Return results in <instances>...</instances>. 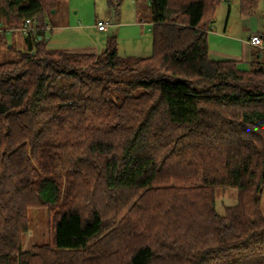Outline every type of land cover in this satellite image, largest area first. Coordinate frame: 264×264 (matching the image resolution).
I'll list each match as a JSON object with an SVG mask.
<instances>
[{"label": "trees", "instance_id": "trees-1", "mask_svg": "<svg viewBox=\"0 0 264 264\" xmlns=\"http://www.w3.org/2000/svg\"><path fill=\"white\" fill-rule=\"evenodd\" d=\"M60 1L0 0V38L43 28L0 61V264H264V50L209 57L232 1L149 0L152 52L134 58L115 37L49 49ZM218 187L237 190L223 213ZM34 207L51 238L28 250Z\"/></svg>", "mask_w": 264, "mask_h": 264}, {"label": "rangeland", "instance_id": "rangeland-1", "mask_svg": "<svg viewBox=\"0 0 264 264\" xmlns=\"http://www.w3.org/2000/svg\"><path fill=\"white\" fill-rule=\"evenodd\" d=\"M116 1L112 0L111 4L110 0H61L57 7L52 9L45 18L47 23L50 24V30H52V33L49 32V35L52 36V38L50 36V44L54 45L57 42L58 45H62L66 41V34L59 33L62 31L60 29L57 30V28L63 23L70 22L73 27H80L83 33L80 32L81 30L75 29L74 34L67 36L68 43L80 41L79 44H86V38L91 36L100 44V39L102 40L104 36L108 39L115 37L119 53L122 56L134 58L150 54L153 48V32H151L152 13L149 0H121L120 5ZM231 1V16L227 24V35L224 27L229 6L225 1L217 9L214 29L226 37L228 35H235L238 38L247 37L249 29H243L244 17L238 11L239 1ZM255 8L256 17L264 25V0H257ZM100 18L112 19L121 25L119 27L114 25V27L112 26L108 30H102L101 32L96 27V23ZM137 20L139 21L138 25L136 23ZM54 25H57V27L52 29ZM4 36L0 38V61L16 60L20 56L21 51L26 49L25 35L21 31L15 30V32H5ZM211 44L212 46H224L217 41ZM105 46L102 45L101 50L105 49ZM259 49L264 50L263 48ZM216 200L217 211L223 213L227 206L237 202L236 188L218 187ZM262 211L264 212V192L262 195ZM50 215L44 207H34L30 210L32 226L25 235L23 248L30 250L35 243L50 241L49 226L52 222Z\"/></svg>", "mask_w": 264, "mask_h": 264}, {"label": "crops", "instance_id": "crops-1", "mask_svg": "<svg viewBox=\"0 0 264 264\" xmlns=\"http://www.w3.org/2000/svg\"><path fill=\"white\" fill-rule=\"evenodd\" d=\"M231 14V8L228 9V13H227V21H226V24H225V27H224V31H225V34L227 35V24L229 22V18H230V15ZM243 19V29H249V34H247V37H242V38H238L236 37L235 35L233 36H230L228 35V37L224 36V35H221V33L217 30L214 29V26L213 28L211 29L210 33H209V44H210V47H209V57L214 60H228V59H235V60H238L240 61L242 64L245 63H249L252 58H253V54L259 50V46H253L249 40L251 38V36L253 34H256V33H262L264 31V25L261 23V21L256 17V14L255 15H249V16H244ZM100 19H103V18H100ZM100 21V20H99ZM98 21V22H99ZM97 22V23H98ZM96 23V25H97ZM137 25L139 23V21L137 20ZM61 24V23H60ZM114 25H117V27H119V25H121L119 22H115ZM54 27H57V25H54L52 27V29ZM97 27V26H96ZM60 29L62 32H59L61 34H66L65 36V42L61 45H58V43L56 42L54 45L53 44H50V41H48V48L49 49H53V50H65V51H81V52H86V51H91V52H101V46L103 45H107L108 43V38H106L104 36V38L101 40L100 39V44L96 42V40H94L91 36H89V38H86V44H79L80 41H77V42H72V43H68V38L67 36L69 34H74V31L75 29H80V27H73L70 22L69 23H63L61 25L58 26L57 30ZM98 29V28H97ZM98 31H101L102 30H99ZM49 32L52 33V30L50 31H47L46 32V35H48L49 37L51 35H49ZM81 33L82 30L80 31ZM52 38V36H51ZM108 39V40H107ZM50 40V38H49ZM221 42L224 46L225 45H228L229 43H232V44H235L234 46L229 44L228 46L226 47H221V46H217V45H214L212 46V42ZM228 42V43H227ZM264 42V41H263ZM58 45V47H57ZM149 55V54H148Z\"/></svg>", "mask_w": 264, "mask_h": 264}, {"label": "built area", "instance_id": "built-area-1", "mask_svg": "<svg viewBox=\"0 0 264 264\" xmlns=\"http://www.w3.org/2000/svg\"><path fill=\"white\" fill-rule=\"evenodd\" d=\"M113 25H114V21L112 19H100V21L97 23L96 26L99 30H108ZM44 27L46 31L50 30L49 26H44ZM39 29H43V28L38 25L36 19H31V18L26 19L24 26L21 27V30L25 35H29V33H31L32 35L37 36L36 34ZM249 42L253 46H259L260 48L264 49V42L261 33H256L252 35Z\"/></svg>", "mask_w": 264, "mask_h": 264}]
</instances>
